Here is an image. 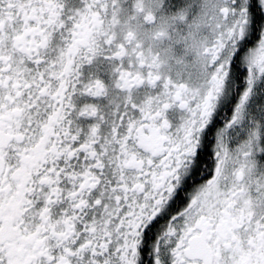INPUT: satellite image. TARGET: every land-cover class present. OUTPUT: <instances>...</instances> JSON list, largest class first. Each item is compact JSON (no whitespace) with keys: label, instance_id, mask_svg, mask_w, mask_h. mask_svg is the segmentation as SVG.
Instances as JSON below:
<instances>
[{"label":"snow or ice","instance_id":"obj_1","mask_svg":"<svg viewBox=\"0 0 264 264\" xmlns=\"http://www.w3.org/2000/svg\"><path fill=\"white\" fill-rule=\"evenodd\" d=\"M0 264H264V0H0Z\"/></svg>","mask_w":264,"mask_h":264}]
</instances>
